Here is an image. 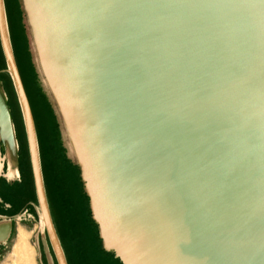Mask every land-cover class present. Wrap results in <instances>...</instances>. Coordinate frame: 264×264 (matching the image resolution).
Returning a JSON list of instances; mask_svg holds the SVG:
<instances>
[{"label": "water", "instance_id": "1", "mask_svg": "<svg viewBox=\"0 0 264 264\" xmlns=\"http://www.w3.org/2000/svg\"><path fill=\"white\" fill-rule=\"evenodd\" d=\"M137 264H264V0H38ZM34 188L57 264L30 105L7 37ZM13 138L0 93V136ZM7 141L8 139L5 138ZM0 244L12 228L0 220Z\"/></svg>", "mask_w": 264, "mask_h": 264}, {"label": "rangeland", "instance_id": "2", "mask_svg": "<svg viewBox=\"0 0 264 264\" xmlns=\"http://www.w3.org/2000/svg\"><path fill=\"white\" fill-rule=\"evenodd\" d=\"M5 1L8 12V42L29 101L39 146L48 205L66 261L68 264H107L106 261L116 264L113 263V259L107 258L102 252L106 245L102 243L100 225L98 222V224L92 222L90 202L85 197V182L82 179L81 166L69 153L60 115L40 72L23 2L22 0ZM35 17L41 23L40 27L48 37L45 19L39 7L35 11ZM0 93L9 108L18 140L19 149L17 150L20 168L23 167L20 177L14 179L9 177L8 181L2 180L0 185L2 192L9 201L6 203L2 200L0 207L10 210L8 211L10 213H16L9 237L3 245H0V264L24 263L20 257L9 256L18 227H23L29 232L28 248L31 247L33 250V256H30L32 261L29 259V264H38L34 243L36 233L40 229V219L38 211L36 212L35 209L37 205L26 145L23 113L1 45ZM3 151L0 155V170H3L1 174H6V163L5 160L2 161ZM80 223L83 224L85 234ZM109 250L114 254L121 255L123 259L126 258V255L131 256L129 250L123 246H111ZM124 260L126 264H130L127 259Z\"/></svg>", "mask_w": 264, "mask_h": 264}, {"label": "bare ground", "instance_id": "3", "mask_svg": "<svg viewBox=\"0 0 264 264\" xmlns=\"http://www.w3.org/2000/svg\"><path fill=\"white\" fill-rule=\"evenodd\" d=\"M22 2L23 8L26 12L27 22L30 27L31 37L36 52V60L40 72L60 115L63 133L69 153L81 166L85 189L91 199L93 216L100 225V231L104 239V243L107 247L122 246L125 243L122 234L107 215L102 198V188L98 172L85 142L82 126L77 116L72 97L67 89L63 75L59 68L55 47L52 40L45 35V32H43L40 27L41 23L38 22L35 17V11L38 9V0H22ZM2 136L3 138L8 139L6 158L8 159L9 170L7 176H15L17 172L11 165V151L15 148V141L11 137L8 125H6ZM3 225L4 224L0 226ZM43 225V219L41 218L40 226ZM28 235L29 233L25 229L19 227L16 239L12 245L11 252L9 253V256H16L17 258L20 257L23 259L20 260L25 264H29V259L32 258L30 256H33L32 248H28ZM125 259H127L130 264H136L135 259L131 256L126 255ZM30 261H32V259H30Z\"/></svg>", "mask_w": 264, "mask_h": 264}, {"label": "crops", "instance_id": "4", "mask_svg": "<svg viewBox=\"0 0 264 264\" xmlns=\"http://www.w3.org/2000/svg\"><path fill=\"white\" fill-rule=\"evenodd\" d=\"M3 2V9H4V16H5V23H6V29L8 30V12H7V4H6V1L5 0H2ZM8 34V32H7ZM1 45V44H0ZM5 59V57H4ZM18 69V68H17ZM20 75V74H19ZM27 95V94H26ZM29 102V101H28ZM9 109V108H8ZM10 113V112H9ZM23 118V124H24V129H25V135H26V128H25V122H24V117ZM10 119H11V116H10ZM33 120V118H32ZM11 126H12V131H13V139L15 141V148L14 150L11 151V165L12 167L16 170L17 174L15 176H10V179L11 178H16V177H20L21 173H22V168H20V162H19V157H18V150L19 147H18V140H17V137H16V134H15V129H14V126H13V123H12V120H11ZM33 127H34V123H33ZM34 134H35V141H36V146H37V154H38V161H39V168H40V174H41V179H42V185H43V190H44V195H45V199H46V203H47V207H48V211H49V215H50V218H51V222H52V225H53V228H54V231H55V234L57 236V239L59 241V244L61 246V249L63 251V247L61 245V242H60V239H59V235H58V232H57V229L55 227V223L53 221V217H52V214L50 212V209H49V205H48V199H47V196H46V192H45V187H44V181H43V174H42V169H41V160H40V152H39V146H38V142H37V137H36V133H35V128H34ZM8 141L5 139V138H2L0 136V155H1V152L3 151L4 155H3V159L2 161L4 162L5 160V163H6V174H1L3 173V170H0V185H1V181L6 179L8 181L9 179V176H7V173H8V170H9V163H8V159L6 158V155H7V149H8ZM26 145H27V151H28V143H27V135H26ZM4 149H3V148ZM28 157H29V151H28ZM54 159V157H53ZM54 162V160H53ZM29 163H30V158H29ZM77 163V162H76ZM77 165V164H76ZM79 165V164H78ZM30 171H31V165H30ZM31 176H32V171H31ZM6 177V178H4ZM83 179V177H82ZM32 181H33V176H32ZM14 184V182H13ZM11 184V185H13ZM33 187H34V182H33ZM84 191H85V197L89 200L90 202V208H91V220L92 222L94 221L95 223H97L98 221L95 219V217L93 216V212H92V207H91V199H90V196L89 194L87 193L86 189H85V186H84ZM87 194V195H86ZM34 195H35V200H36V205L38 206V203H37V198H36V193H35V188H34ZM2 200H4L6 203L9 202L4 193L2 192V189L0 187V203L2 202ZM35 207L36 209V212L38 213L39 215V219H41V214H40V210H39V207ZM2 207H0V220L2 219H8V220H11V222H13L14 220V217L16 216V213H10L8 211L10 210H5V209H1ZM93 222V223H94ZM81 224V228H82V231L83 233L85 234V231H84V228L82 227V223ZM98 224V223H97ZM19 228V227H18ZM23 228V227H22ZM86 228V227H85ZM24 229V228H23ZM18 230V229H17ZM99 231H100V227H99ZM29 233V232H28ZM86 234H88V232H86ZM100 236L101 238L103 239L102 237V234H101V231H100ZM89 237V236H88ZM87 237V239H89ZM102 243H104V239L102 240ZM3 243H1L0 245H3ZM34 246H35V249L37 251V261H38V264H57L56 262V258H55V254H54V251H53V247H52V244L50 242V239L47 235V231H46V228L45 226H40V229L38 230V232L36 233V236H35V243H34ZM110 247H107V246H104V249L102 250V252L106 255L107 258H110V259H113V263L115 262L116 264H126L125 262V258L123 259L121 257V255H118V254H114L111 250H109ZM63 255H64V258H65V261H66V257H65V253L63 251ZM105 257V258H106ZM106 258V259H107ZM107 264H111V262L109 263L108 261H106ZM66 264L67 261H66ZM106 264V263H105Z\"/></svg>", "mask_w": 264, "mask_h": 264}]
</instances>
